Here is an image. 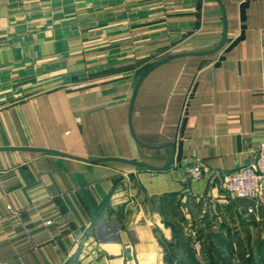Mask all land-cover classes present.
Wrapping results in <instances>:
<instances>
[{"label":"crops","instance_id":"obj_1","mask_svg":"<svg viewBox=\"0 0 264 264\" xmlns=\"http://www.w3.org/2000/svg\"><path fill=\"white\" fill-rule=\"evenodd\" d=\"M263 140L264 0H0V264H264Z\"/></svg>","mask_w":264,"mask_h":264},{"label":"built area","instance_id":"obj_2","mask_svg":"<svg viewBox=\"0 0 264 264\" xmlns=\"http://www.w3.org/2000/svg\"><path fill=\"white\" fill-rule=\"evenodd\" d=\"M186 168L191 179H200L204 176L205 167L199 159L191 162ZM222 184L228 197L249 200L253 205L248 211L257 210L264 201V140L259 148L253 151L249 164L225 173Z\"/></svg>","mask_w":264,"mask_h":264},{"label":"rangeland","instance_id":"obj_3","mask_svg":"<svg viewBox=\"0 0 264 264\" xmlns=\"http://www.w3.org/2000/svg\"><path fill=\"white\" fill-rule=\"evenodd\" d=\"M256 256L264 257V250L261 251L258 247L254 248V252H253V256L252 257H256ZM237 257L241 259L242 258V255H241V257H239V256H237Z\"/></svg>","mask_w":264,"mask_h":264},{"label":"water","instance_id":"obj_4","mask_svg":"<svg viewBox=\"0 0 264 264\" xmlns=\"http://www.w3.org/2000/svg\"><path fill=\"white\" fill-rule=\"evenodd\" d=\"M158 63H160V62H158ZM158 63H156V64H154L152 67H150L144 74H143V76H145L155 65H157Z\"/></svg>","mask_w":264,"mask_h":264}]
</instances>
